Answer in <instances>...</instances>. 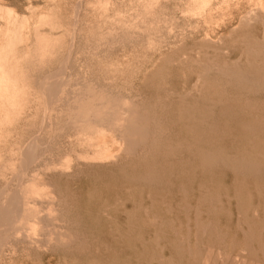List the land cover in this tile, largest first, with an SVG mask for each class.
Instances as JSON below:
<instances>
[{"label":"rangeland","instance_id":"rangeland-1","mask_svg":"<svg viewBox=\"0 0 264 264\" xmlns=\"http://www.w3.org/2000/svg\"><path fill=\"white\" fill-rule=\"evenodd\" d=\"M155 1L0 0V264H264V0Z\"/></svg>","mask_w":264,"mask_h":264},{"label":"bare ground","instance_id":"bare-ground-1","mask_svg":"<svg viewBox=\"0 0 264 264\" xmlns=\"http://www.w3.org/2000/svg\"><path fill=\"white\" fill-rule=\"evenodd\" d=\"M140 1H142V0H140ZM150 1H152V0H150ZM154 1H155V0H154ZM203 1H204V0H203ZM203 1H202V2H203ZM207 1H209V0H207ZM210 1H212V0H210ZM262 1H263V0H262ZM84 2H85V1H84ZM100 2H101V1H100ZM104 2H105V1H104ZM155 2H156V1H155ZM72 3H73V2H72ZM108 3H109V2H108ZM131 3H132V2H131ZM257 3H258V2H257ZM93 4H94V3H93ZM142 4H144V3H142ZM145 4H146V3H145ZM206 4H207V3H206ZM208 4H209V3H208ZM103 5H104V4H103ZM108 5H109V4H108ZM146 5H147V4H146ZM262 5H264V4L262 3ZM137 6H138V5H137ZM143 6H144V5H143ZM148 6L151 7V3H150ZM156 6H157V5H156ZM205 6H206V5H205ZM255 6H256V5H255ZM7 7H9V6H7ZM30 7H31V6H30ZM262 7H263V6H262ZM140 8H141V7H140ZM49 9H50V8H49ZM81 9H82V8H81ZM132 9H133V7H132ZM138 9H139V8H138ZM138 9H137V10H138ZM255 9H256V11H258L257 7H254V10H255ZM259 9H260V8H259ZM262 9H263V8H262ZM262 9H260V11H261ZM6 10H7V8H6ZM8 10H9V9H8ZM199 10H200V9H199ZM238 10H239V9H238ZM254 10L251 9L250 12L252 11L251 13H253V15L256 16V13H257V12L254 13ZM16 11H17V10H16ZM31 11H32V10H31ZM50 11H51V10H50ZM262 11H264V10H262ZM8 12H9V11H8ZM130 12H131V11H130ZM148 12H149V11H148ZM152 12H153V10H152ZM201 12H202V11H201ZM248 12H249V11H248ZM248 12H247V13H248ZM135 13H136V12H135ZM139 13H140V11H139ZM153 13H154V12H153ZM247 13H246V15L250 14V13H248V14H247ZM259 13H260V12H259ZM259 13H258V14H259ZM261 13H262V12H261ZM1 14H2V12H1ZM61 14H62V13H61ZM121 14H122V13H121ZM263 14H264V13H263ZM138 15H139V14H138ZM239 15H240V14H239ZM246 15H245L246 18H247L248 16H249V18H252V17H253V16L250 17L252 14H250V15H248V16H246ZM5 16H6V15H5ZM60 16H61V15H60ZM139 16H140V15H139ZM10 17H11V16H10ZM121 17H122V16H121ZM126 17H127V16H126ZM155 17H156V16H155ZM245 17H244V15H243L242 18L239 17V18H240L239 23H241V22H240L241 20H242V22H243V18H245ZM261 17H263L262 14H261ZM11 18H12V17H11ZM129 18H130V16H129ZM139 18H140V17H139ZM246 18H245V19H246ZM249 18H248V19H249ZM253 18H254V17H253ZM253 18H252V19H253ZM256 18H260V17H256ZM17 19H18V18H17ZM17 19H16V20H17ZM104 19H105V18H104ZM245 19H244V20H245ZM133 20H134V19H133ZM246 20H247V19H246ZM256 20H257V19H255V21H256ZM9 21H10V20H9ZM145 21H146V20H145ZM257 21H258V20H257ZM11 22H12V21H11ZM13 22H14V21H13ZM122 22H123V21H122ZM129 22H130V21H129ZM159 22H160V21H159ZM250 22H251V21H250ZM8 23H9V22H8ZM133 23H134V21H133ZM145 23H146V22H145ZM148 23H149V22H148ZM1 25H2V24H1ZM129 25H132V27H133V25H135V24H129ZM241 25H243V24L241 23ZM262 25H264L263 22H262ZM125 26H126V25H125ZM237 26H238V25H237ZM100 27H101V26H100ZM100 27H99V28H100ZM137 27H138V26H137ZM137 27H136V28H137ZM152 27H153V26H152ZM241 27H242V26H241ZM133 28H134V27H133ZM153 29H155V28L153 27ZM108 30H109L108 32L111 31L110 28H109ZM112 30H113L112 32L115 33L114 29H112ZM126 30H127V29H126ZM15 31H16V30H15ZM140 31H141V30H140ZM112 32H110V33H112ZM100 33H102V32H100ZM129 33H130V32H129ZM169 33H170V32H169ZM108 34H109V33H108ZM108 34H107V36H108ZM115 34H116V33H115ZM123 34H124V33H123ZM99 35H100V34H99ZM109 35H110V34H109ZM112 35H113V34H112ZM129 35L131 36V33H130ZM133 35H134V34H133ZM135 35H136V34H135ZM102 36H103V35H102ZM130 36H129V38H130ZM116 37H117V36H116ZM116 37H115V38H116ZM125 37H126V36H125ZM163 40H164V39H163ZM254 48H255V47H254ZM261 51H262V49H261ZM69 52H70V51H69ZM46 53H48V52L46 51ZM28 57H29V56H28ZM65 58H66V57H65ZM21 59H22V58H21ZM25 60H26V58H25ZM50 60H51V59H50ZM30 61H31V60H30ZM42 61H43V60H42ZM63 61H64V60H63ZM37 62H40V61H37ZM48 62H49V61H48ZM48 62H47V63H48ZM51 62H52V60H51ZM179 62H180V61H179ZM29 63H30V62H29ZM43 63H44V61H43ZM45 63H46V62H45ZM68 63H69V62H68ZM30 64H31V63H30ZM33 64H34V63H33ZM33 64H32V65H33ZM38 64H40V63H38ZM34 65H35V64H34ZM42 65H43V64H42ZM45 65H46V64H45ZM45 65H43V66H41V67L43 68ZM52 65H53V64H52ZM0 66H1V65H0ZM35 66H36V65H35ZM35 66H34V67H35ZM47 66H48V64H47ZM56 66H57V65H56ZM34 67H33V68H34ZM38 67H39V65L37 66V68H38ZM48 67H49V66H48ZM21 68H22V67H21ZM51 68H52V67H49V68H48V69H49L48 71H50ZM22 69H23V68H22ZM53 69H54V65H53L52 70H53ZM28 71H29V70H28ZM64 71H65V70H64ZM166 71H167V70H166ZM46 72H47V71H46ZM21 74H22V73H21ZM23 74H24V73H23ZM38 74H39V73H38ZM33 75H34V74H33ZM35 75H36V74H35ZM51 75H52V74H51ZM51 75H48V77H49V76L51 77ZM0 76H1V75H0ZM24 76H25V74H24ZM54 76H56V75H54ZM27 77H28V75H27ZM33 77H34V76H33ZM164 77H165V76H164ZM45 78H46V77H45ZM1 79L3 80V78L0 77V82H1ZM53 79H54V78H53ZM61 79H64V78H61ZM39 80H40V79H39ZM54 80H55V79H54ZM64 80H65V79H64ZM40 81H41V80H40ZM51 81H52V80H50V82H51ZM55 81H56V80H55ZM27 82H28L27 84L29 85V81H28V80H27ZM41 82H42V81H41ZM41 82H40V83H41ZM56 82H57V81H56ZM56 82H55V83H56ZM66 82H67V81H66ZM3 83H4V82H3ZM57 83L59 84V82H57ZM64 83H65V82H64ZM4 84H5V83H4ZM28 85H27V87H30V85H29V86H28ZM61 85H62V84H61ZM61 85H60V86H61ZM5 86H6V85H5ZM24 86H25V85H24ZM34 86H35V85H34ZM6 87H7V86H6ZM15 87H16V86H15ZM52 87H53V86H52ZM54 87H55V86H54ZM1 88H2V87H1ZM59 88H60V87H59ZM62 88H63V87H62ZM72 88H74V86H73ZM3 89H4V88H3ZM14 89H15V88H14ZM56 89H57V88H56ZM90 89H91V88H90ZM0 90H1V89H0ZM16 90H17V89H16ZM39 90H40V89H39ZM54 90H55V89H54ZM107 90H108V89H107ZM107 90H106V91H107ZM42 91H43V90H42ZM42 91H41V92H42ZM61 91H62V89H61ZM74 91H75V90H74ZM88 91H89V89L87 90V92H88ZM130 91H131V90H130ZM21 92H22V91H21ZM30 92H31V91H30ZM30 92H29V93H30ZM34 92H35V91H34ZM34 92H33V94H35ZM87 92H86V93H87ZM90 92H91V91H90ZM90 92H88V93H90ZM94 92H95V94H96V92H97L96 95L98 96V93H102V91H101V90H100V91H93V90H92V96H93V95L95 96V97H94V96L92 97V100L95 98L94 101L96 102V100H98V99H97L96 95L94 94ZM103 92H104V94H105V91H103ZM38 93H39V92H38ZM51 93H52V92H51ZM60 93L62 94V96H64L62 92H60ZM106 93H108V91H107ZM1 94H2V93H1ZM3 94H4V92H3ZM16 94H17V93H16ZM16 94H15V95H16ZM57 94H58V93H57ZM104 94H101V96L104 95ZM109 94H110V93H109ZM6 95H7V94H6ZM21 95H22V94H21ZM51 95H53V94H51ZM2 96H4V95H2ZM2 96H0V98H1ZM26 96H28V95H26ZM30 96L33 97V95H31V93H30ZM35 96H36V95H34V97H35ZM39 96H40V95H39ZM43 96H44V95H43ZM43 96H40V97H43ZM55 96H56V95H55ZM59 96H60V94H59ZM77 96H78V95H77ZM87 96H89V94H87ZM87 96H86V97H87ZM101 96H100V97H101ZM105 96L107 97V94L104 95V97H105ZM110 96H111V95H110ZM21 97H23V96H21ZM34 97H33V98H34ZM57 97H58V95H57ZM60 97H61V96H60ZM73 97H74V96H73ZM80 97H81V96H80ZM86 97H84V98H86ZM100 97H98V98H100ZM106 97H105V98H106ZM108 97H109V95H108ZM9 98H10V96L8 97V100H9V101H11V100L13 99V98H11V99H9ZM36 98H38V97H35V100H36ZM61 98H62V97H61ZM87 98H88V97H87ZM110 98H111V97H110ZM113 98L117 99L116 96L113 97ZM2 99H3V97H2ZM38 99H39V98H38ZM41 99H42V98H40V100H41ZM58 99H59V98H58ZM58 99H57V102H58ZM74 99H76V98H74ZM78 99L80 100V98H77V100H78ZM81 99H82V98H81ZM101 99L103 100V102L105 101V102H104V103H105V104H104L105 106H108V105H109V104L106 105V102H107L108 99L105 100L103 97H101V98L99 99L100 102H101V104H102V100H101ZM118 99H119V98H118ZM40 100H39V101H40ZM42 100H43V103H44V98H43ZM42 100H41V101H42ZM59 100H60V99H59ZM86 100H87V99H86ZM86 100H85V101H86ZM92 100L88 99L89 102L91 101V106H92V104H93V102H94V101L92 102ZM99 100H98V101H99ZM110 100H111V99H110ZM112 100H113V99H112ZM121 100H122V99H121ZM12 101H13V100H12ZM33 101H34V99H33ZM53 101H54V100H53ZM71 101H72V99H71ZM71 101H70V102H71ZM80 101H81V100H80ZM88 101H86V103H87ZM5 102H6V101H5ZM13 102H14V101H13ZM18 102H20V101H18ZM22 102H24V101H22ZM34 102H35V101H34ZM54 102L57 103L56 101H54ZM54 102H53V103H54ZM82 102H83V99H82ZM89 102H88V104H89ZM95 102H94V104H93L94 106H96L95 104L97 103V102H96V103H95ZM108 102H109V101H108ZM3 103H4V102H3ZM41 103H42V102H41ZM6 104H8V103H6ZM6 104H5V105H6ZM10 104H11V103H10ZM10 104H9V106L12 105V104H11V105H10ZM18 104H19V103H18ZM18 104H17V105H18ZM36 104H37V100H36L35 105H36ZM72 104H73V103H72ZM74 104H75V102H74ZM74 104H73V105H74ZM78 104H80V103H78ZM99 104H100V103H99ZM99 104H98V105H99ZM23 105H24V104H23ZM23 105H22V107H23ZM58 105H59V104H58ZM76 105H77V104H76ZM76 105H75V107H76ZM85 105H87V104H85ZM102 105H103V104H102ZM104 105H103V106H104ZM12 106L14 107V105H12ZM18 106H19V105H18ZM20 106H21V103H20ZM40 106H41V105H39L38 107H40ZM77 106H78V105H77ZM80 106H81V105H80ZM16 107H17V106H16ZM27 107H29V106H27ZM38 107L35 106L34 109H37V111L39 112ZM54 107H55V105L53 106V108H54ZM82 107H84V106H82ZM96 107H97V106H96ZM7 108H8V107H7ZM20 108H21V107H20ZM20 108L18 107L17 109L20 110ZM42 108H44V107H42ZM48 108H49V107H48ZM53 108L51 107L50 111L52 110V112H53ZM73 108H74V106H73ZM79 108H80V107H79ZM84 108L86 109V106H85ZM84 108H83V110H84ZM87 108H88V107H87ZM101 108H102V107H101ZM8 109H9V108H8ZM14 109H16V108H14ZM22 109H23V108H22ZM74 109H75V108H74ZM80 109H81V108H80ZM129 109H130V111H131V108H130V107L128 108L127 111H128V113L130 114L132 111L129 112ZM136 109H137V108H136ZM210 109H211V108H210ZM29 110H30V109H29ZM81 110H82V109H81ZM111 110H112V109H111ZM4 111H5V110H4ZM25 111H27V110H25ZM72 111H73V110H72ZM90 111H91V110H90ZM103 111H104V110H103ZM112 111H113V110H112ZM30 112H31V111H30ZM43 112H44V110H43ZM79 112H80V111H78V113H79ZM81 112H85V111H81ZM88 112H89V111H88ZM98 112H99V111H98ZM107 112H108V111H107ZM7 113H9V111H8ZM12 113H13V111H12ZM14 113H15V112H14ZM20 113H21V111H20ZM39 113H40V112H39ZM70 113H72V112H70ZM76 113H77V112H76ZM76 113H75V114H76ZM78 113H77V114H78ZM90 113H91V112H90ZM93 113H94V112H93ZM124 113H125V110H124ZM126 113H127V112H126ZM47 114H48V116L50 117L49 114H51V112H50V113H47ZM79 114H80V113H79ZM86 114H87V113H86ZM86 114H85V117H86ZM129 114H128V115H129ZM137 114H138V113H136L135 116H137ZM60 115H61V114H60ZM130 115H131V117H132V113H131ZM130 115H129V117H130ZM9 116H10V115H9ZM21 116H22V115H21ZM32 116H33V115H31V118H32ZM35 116H38V115L35 114ZM42 116H43V115H42ZM51 116H52V115H51ZM78 116H80V115H78ZM93 116H94V115H93ZM133 116H134V114H133ZM6 117H7V116H6ZM28 117H29V116H28ZM52 117H53V116H52ZM81 117H82V116H81ZM131 117H130V118H131ZM25 118H26V117H25ZM37 118H40V117H37ZM45 118H46V116H45ZM90 118H93V117H90ZM95 118H96V117H95ZM110 118H111V117H110ZM136 118H138V117H136ZM22 119H23V118H22ZM26 119H27V118H26ZM26 119H25V120H26ZM43 119H44V118H43ZM51 119H52V118H51ZM51 119H50V120L48 119V120L51 121ZM82 119L84 120L85 118L82 117ZM88 119H89V118H88ZM97 119H98V118H97ZM31 120H32V119H31ZM34 120H35V119H34ZM37 120H38V119H37ZM57 120H58V119H57ZM70 120H71V119H70ZM74 120H75V119H74ZM85 120H86V119H85ZM116 120H117V119H116ZM123 120H124V118L122 119V121H123ZM144 120H145V119H144ZM40 121H41V120H40ZM49 121H48V123H50ZM96 121H98V120H96ZM130 121H131V120H130ZM136 121H139V120H136ZM74 122H76V120H75ZM81 122H82V121H81ZM83 122H84V121H83ZM110 122L112 123V120L109 121L108 123H110ZM113 122H114V120H113ZM40 123H41V122H40ZM40 123H38V124H40ZM59 123H60V122H59ZM115 123H116V122H115ZM137 123L139 124L138 126H137V125H133V126L130 125V126L133 127V128H135V126L140 127V128L136 129V128H137V127H136V128H135L136 131H135L131 136L129 135L130 137L127 136V137H129V141H128V138H126V137L123 138V134H124V136H125V131H124V130L126 129V127L124 128V127H123V124H122V127L124 128V130H123V129H122V130L124 131V133H123V131L121 130V128L119 129L120 131H122V132H120V133L122 134V138H123V139L126 138V140H127L128 142L131 141L130 144H133V143H135V144L137 143V144H138V143L143 139V135H144V134H143V132H142V129H143V128L141 129L142 124H140L141 122H137ZM26 124H27V123H26ZM33 124H34V123H33ZM51 124H52V122H51ZM143 124H144V123H143ZM116 125H117V124H116ZM119 125H121V121H120V124H119ZM140 125H141V126H140ZM45 126H46V125H45ZM47 126H48V125H47ZM51 126H52V125H50V128H51ZM111 126H112V124H111ZM125 126H126V125H125ZM127 126H129V125H127ZM15 127H16V126H15ZM35 127H36V126H35ZM52 127H53V126H52ZM56 127H58V126H56ZM116 127H118V126H116ZM154 127H155V126H154ZM42 128H44V127H42ZM16 129H17V128H16ZM48 129H49V128H48ZM52 129H53V128H52ZM49 130H50V129H49ZM56 130H57V128H56ZM62 130H63V129H62ZM119 130H118V131H119ZM127 130H129L128 127H127ZM127 130H126V133H127ZM132 130H133V129H132ZM154 130H155V129H154ZM17 131H18V130H17ZM51 131H52V130H51ZM53 131H54V130H53ZM118 131H117V132H118ZM40 132H41V131H40ZM54 132H56V131H54ZM59 132H60V130H59ZM109 132H111V131H109ZM27 133H28V132H27ZM50 133H51V132L49 131V135H50V137L54 136V135H51ZM78 133H80V132H78ZM78 133H76L75 135H77ZM83 133H84V132H83ZM111 133H112V132H111ZM120 133H119V135L121 136ZM53 134H55V133H53ZM80 134H82V133H80ZM80 134H78V135L80 136ZM107 134H108V133H107ZM112 134H113V133H112ZM40 135H41V134H40ZM89 135H90V134H89ZM79 136H78V137H79ZM86 136H87V135H86ZM115 136H116V135H114L112 138H114ZM117 136H118V134H117ZM28 137H29V136H28ZM28 137H27V138H28ZM39 137H40V136H39ZM90 137H91V135L89 136V138H90ZM105 137H106V136H105ZM13 138H14V137H13ZM52 138H53V137H52ZM87 138H88V136H87ZM89 138H88V139H89ZM91 138H92V137H91ZM91 138H90V140H92ZM103 138H104V136H103ZM108 138H109V136H108ZM122 138H121V139H122ZM73 139H74V138H73ZM81 139H83V138H81ZM84 139H86V138H84ZM115 139H116V138H115ZM37 140H38V138H37ZM49 140H50V139H49ZM94 140L97 141V139H94ZM94 140H93V141H94ZM103 140H105V139H103ZM103 140H101V142H102ZM109 140H112V139L110 138ZM113 140H114V139H113ZM126 140H125V141H126ZM71 141H72V140H71ZM73 141H74V140H73ZM85 141H86V140H85ZM142 141H143V140H142ZM78 142H79V141H78ZM81 142H82V141H81ZM81 142H80V143H81ZM86 142H87V141H86ZM107 142L109 143L110 141H107ZM113 142H114V141H113ZM16 143H17V142H16ZM43 143H44V141H43ZM48 143H50V142H48ZM48 143H47V144H48ZM110 143H111V142H110ZM83 144H84V143H83ZM97 144H98V143H97ZM100 144H102V143H100ZM112 144H113V143H112ZM130 144H129V146H130ZM11 145H12V144H11ZM11 145H10V147H12ZM17 145H18V144H17ZM42 145H43V144H42ZM74 145H75V144L73 143V146H74ZM84 145H85V144H84ZM95 145H96V144H95ZM104 145H105L104 148H105L106 146H108V148H110V147H109L110 144H107V143H106V144H104ZM115 145H116V146L111 145V147H112V146H113V147H112V149H108L109 151H108L107 149H105L104 151L107 150L108 153H104V154L113 155V156H114L115 154L117 155V153L119 152V150L121 151V149H119V147H118L117 144H115ZM87 146H88V144H87ZM99 146H100V145H99ZM122 146H123V145H122ZM122 146H121V147H122ZM126 146H127V145H126ZM131 146H132V145H131ZM30 147H31V146H30ZM74 147H76V146H74ZM85 147H86V146H85ZM96 147H97V146H96ZM17 148H18V147H17ZM76 148H77V147H76ZM86 148H87V147H86ZM94 148H95V147H94ZM122 148H123V147H122ZM129 148H130V147H129ZM133 148H134V146H133ZM9 149H10V148H9ZM78 149H79V148H78ZM81 149H85V148H81ZM124 149H125V148H124ZM76 150H77V149H76ZM85 150L87 151V149H85ZM85 150H84V152H85ZM88 150H89V149H88ZM44 151H45V150H44ZM47 151H48V150H47ZM49 151H50V150H49ZM80 151H81V150H80ZM90 151H91V150H90ZM129 151H130V150H129ZM10 152H11V151H10ZM10 152H8V153H10ZM84 152H83V150H82V153H84ZM94 152H95V151H94ZM40 153H41V152H40ZM40 153H38V154H40ZM80 153H81V152H80ZM87 153H88V152H87ZM95 153H96V152H95ZM99 153H102V151H101V152L99 151ZM65 154H67V153H65ZM83 155H84V154H83ZM88 155H91V154H88ZM95 155H97V154H95ZM95 155H94V156H95ZM119 155H120V153H119ZM125 155H126V154H125ZM10 156H11V155H10ZM85 156H86V155H85ZM30 157H31V155H30ZM86 157H87V156H86ZM91 157H92V156H91ZM116 157H117V156H116ZM6 158H7V157H6ZM8 158H9V157H8ZM107 158H108V157H107ZM200 158H201V157H200ZM11 159H13V157H12ZM80 159H81V158H80ZM100 159H101V158H100ZM100 159H99V160H100ZM7 160H9V159H7ZM14 160H15V159H14ZM65 160H66V159H65ZM71 160H73V158L70 159V161H71ZM85 160H86V159H84V161H85ZM96 160H97V159H96ZM96 160H94V161L96 162ZM103 160H104V159L102 158V161H103ZM105 160H106V159H105ZM17 161H18V160H17ZM17 161L15 160V162H17ZM67 161H68V163H69V159H68ZM73 161L75 162V160H73ZM25 162H26V161H25ZM57 162H58V161H57ZM60 162H61V161H60ZM97 162H98V161H97ZM100 162H101V161H100ZM202 162H203V161H202ZM13 163H14V162H12V164H13ZM36 163H37V162H35V165H36ZM61 163H62V162H61ZM68 163H67V164H68ZM77 163H78V162H77ZM15 164H16V163H15ZM26 164H28V163H26ZM32 164H33V163H32ZM38 164H39V163H38ZM46 164H48V163H46ZM62 164H64V163H62ZM70 164H71V163H70ZM70 164H69V165H70ZM209 164H210V162H209ZM30 165H31V164H30ZM65 165H66V163H65ZM69 165H68V166H69ZM1 166H2V165H1ZM4 166H5V165H4ZM32 166H34V165H32ZM41 166H42V165H41ZM41 166H40V167H41ZM54 166H55V165H54ZM60 166H61V164H60ZM68 166H66V167L68 168ZM35 167H36V166H35ZM55 167H56V166H55ZM64 167H65V166H64ZM64 167H62V168H64ZM66 167L64 168V170L66 169ZM69 167L71 168V165H70ZM11 168H12V167H11ZM30 168H31V166H30ZM32 168H33V167H32ZM62 168H61V169H62ZM3 169H4V168H3ZM3 169H2V170H3ZM23 169H24V168H23ZM25 169H26V166H25ZM28 169H29V168H28ZM56 169H57V168H56ZM56 169H55V170H56ZM58 169H60V168H58ZM58 169H57V170H58ZM0 170H1V169H0ZM14 170H15V169H14ZM30 170H31V169H30ZM41 170H42V169H41ZM42 171H43V170H42ZM67 171H68V169H67ZM26 172H27V173H25V174L28 175V171H26ZM48 172H51V171L48 170ZM57 172H58V171H57ZM45 173H46V172H45ZM37 175H38V177H34V178H36V180H37V178L40 179V181H41V178H42V180H43V176H44V174H43V176H41V174H38V173H37ZM37 175H34V176H37ZM39 175H40V177H39ZM47 175H48V174H47ZM11 176H12V175H11ZM23 177H24V176H23ZM23 177H22V178H23ZM44 179H45V177H44ZM7 180H8V179H7ZM23 181H24V180H23ZM37 181H38V180H37ZM27 184H28V183H27ZM27 184H26L25 186H27ZM31 185H33V184H31ZM37 186L39 187V184H38ZM34 187H35V186H33V188H34ZM38 187H36V188H37V191H36V192L38 193V191H39L40 194H36V195H41L43 198L45 197V199L48 200V197L50 196V195H49L50 192L47 194V195H48V197H47V196H45V195H46L45 193H46V190H47V189H44V187H43L42 190H43L44 192H43V191L41 192V191H40L41 188H40V187L38 188ZM27 189L29 190V188H27ZM30 189H31V188H30ZM57 189H58V188H57ZM57 189H56V191H58ZM25 190H26V189H25ZM31 190H32V189H31ZM35 190H36V189H35ZM5 191H6V190H5ZM59 193H60V192H59ZM55 194H56V193H55ZM41 196H40V198H41ZM2 197H3V196H2ZM34 197H35V196H34ZM52 198H53V197H52ZM50 199H51V198H49V200H50ZM0 203H1V202H0ZM44 203H45V201H44ZM44 203H42V204H44ZM7 204H8V203H7ZM26 204H27V203H26ZM60 204H61V203H60ZM2 205H3V204L1 203L0 206H2ZM8 205H9V204H8ZM36 205H37V204H36ZM40 205H41V204H40ZM40 205H39V206H40ZM44 205H45V204H44ZM47 205H48V204H47ZM25 206H26V205H25ZM27 206H32V207L34 208L35 205H32V204L30 203V205L28 204ZM37 206H38V205H37ZM54 206H55V205H54ZM10 207H11V206H10ZM41 207H42V206H41ZM41 207H40V208H41ZM7 208H9V207H7ZM37 208H38V207H35V209H37ZM42 208H43V207H42ZM42 208H41V209H42ZM58 208H59V206H58ZM58 208H57V206H56V209H58ZM4 209H5V208H4ZM60 209H61V208H60ZM60 209H59V210H60ZM62 209H63V208H62ZM62 209H61V210H62ZM1 210H3V209H0V211H1ZM7 210H8V209H7ZM3 211H5V210H3ZM3 211H1V212H3ZM34 211H35V210H34ZM36 211H37V210H36ZM38 211H39V210H38ZM1 212H0V213H1ZM24 212H25V211H24ZM28 212H29V209H28ZM49 212L51 213V210H50ZM4 213H5V215H6V212H4ZM4 213H3V214H4ZM7 213H8V212H7ZM3 214H1L0 217H1ZM25 214H26V212H25ZM31 214H32V213H31ZM31 214H29V216H30ZM3 216H4V215H3ZM54 216H55V215H54ZM25 217H26V215H25ZM25 217H24V219H25ZM44 217H45V216H44ZM64 217H65V216H64ZM33 218H34V217H33ZM52 218H53V217H52ZM22 219H23V217H22ZM34 219L36 220L37 217L34 218ZM43 219H44V218H43ZM15 220H16V219H15ZM51 220H52V219H50V221H51ZM2 221H3V220H2ZM23 221H24V222H21V223H24V224H23V226H24L27 222H25V220H23ZM47 222H48V221H47ZM14 223H15V224H14ZM29 223H30V224H32V223H34V224H38L39 222H38V223H35V222H33L32 220H31V222H30V221H29V218H28V224H29ZM55 223H57V222L51 221V223H49V225H48L49 228H52V225L55 224ZM13 224H14V226H17V223H16L15 221L13 222ZM30 224L27 225V226H30ZM34 224H32V225H34ZM50 224H51V226H50ZM39 225H40V224H39ZM39 225H38V226H39ZM11 226H12V224H11ZM27 226H26V227H27ZM34 226H36V225H34ZM17 227H19V226H17ZM17 227H16V228H17ZM54 227H55V226H53V228H54ZM62 227H63V226H62ZM30 228H31V227H30ZM39 228H41V227H39ZM39 228H38V229H39ZM42 228H43V227H42ZM46 228H47V227H46ZM53 228H52V229H53ZM56 228H57V227H56ZM63 228H64V227H63ZM67 228H68V227H67ZM52 229H51V232L54 231V230H52ZM54 229H55V228H54ZM59 229H60V227L58 228V230L56 231V233L59 232ZM61 229H62V228H61ZM8 230H9V229H8ZM19 230H20V229H19ZM33 230H34V229H33ZM39 230H40V229H39ZM47 230H48V229H47ZM65 230H66V229H65ZM0 231H1V230H0ZM61 231H63V230H61ZM61 231H60V232H61ZM5 232H6V231H5ZM17 232H19V231H17ZM28 232H29V231H28ZM32 232H34V231H32ZM32 232H31V233H32ZM38 232H39V231H38ZM54 232H55V231H54ZM67 232H68V231H67ZM75 232H76V231H75ZM3 233H4V232H3ZM6 233H7V232H6ZM9 233H10V232H9ZM47 233H49V232L47 231ZM65 233H66V232H65ZM65 233H62V234H65ZM70 233H71V232H70ZM38 234H39V233H38ZM53 234H54V233H53ZM53 234H52V237H51V238H53V237L56 236L57 238H56V237H55V238L58 240V239H59L58 237H61V236H60L61 234H60V235H56V234H55V236H53ZM58 234H59V233H58ZM74 234H75V233H74ZM5 235H6V234H5ZM31 235H32V234H31ZM45 235H46V233H45ZM72 235H73V234H72ZM28 236H29V235H28ZM35 236H36V235H35ZM62 236H63V235H62ZM73 236H74V235H73ZM73 236H70V237H73ZM46 237H47V236H46ZM65 237H66V236H65ZM65 237H62V239L65 238ZM55 238H53V239L55 240ZM28 239H29V238H28ZM28 239H27V240H28ZM31 239H33V238H31ZM39 239H40V238H39ZM74 239H75V238H74ZM77 239H78V238H77ZM51 240H52V239H51ZM57 240H55V243H56ZM63 240H64V239H63ZM67 240H68V239H67ZM29 241H30V240H29ZM52 241H53V240H52ZM65 241H66V240H64L63 242H65ZM73 241H74V240H73ZM35 243H36V242H35ZM41 243H42V242H41ZM47 243H48V242H47ZM47 243H46V244H47ZM33 244H34V243H33ZM43 244H45V242H43ZM43 244H42V245H43ZM48 244H49V243H48ZM60 244H61V243H60ZM60 244H59V245H60ZM62 244H63V243H62ZM36 245H37V244H36ZM55 245H56V244H55ZM57 245H58V244H57ZM70 245H71V244H70ZM33 246H34V245H33ZM65 246H67V245H65ZM56 248H57V247H56ZM74 248H76V247H74ZM6 249H7V248H6ZM210 259H211V258H210ZM212 260H213V259H212ZM218 260H219V259H218ZM228 260H229V259H228ZM228 260H227V261H228ZM220 261H221V260H220ZM219 263H220V262H219Z\"/></svg>","mask_w":264,"mask_h":264}]
</instances>
